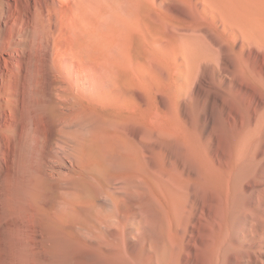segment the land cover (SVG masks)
<instances>
[{
    "label": "bare ground",
    "instance_id": "6f19581e",
    "mask_svg": "<svg viewBox=\"0 0 264 264\" xmlns=\"http://www.w3.org/2000/svg\"><path fill=\"white\" fill-rule=\"evenodd\" d=\"M0 264H264V0H0Z\"/></svg>",
    "mask_w": 264,
    "mask_h": 264
},
{
    "label": "rangeland",
    "instance_id": "374dc122",
    "mask_svg": "<svg viewBox=\"0 0 264 264\" xmlns=\"http://www.w3.org/2000/svg\"><path fill=\"white\" fill-rule=\"evenodd\" d=\"M65 31L66 30L63 29V33L61 35V38L64 37ZM64 41H65V39H62V43H64ZM17 83H18V81L13 80L11 83H8V84H10L11 88H9L8 87L9 85H6L5 83L2 84L1 88L4 87L5 90L9 88L8 91L10 93L12 92L14 94V91L17 89V87H19L17 85ZM40 100H43V98H40ZM41 108L39 109L40 111L39 110L37 111L38 113L34 117V121H35V124L38 127V129L47 130L48 126L51 124V123L49 124V122L53 121V116L55 115L56 111L53 109V104L51 102H49L48 104H46L45 106H43ZM79 176H80V178H82V180H84V179L87 180L88 179L87 177H89V178L94 177L93 174H91L88 170L81 172V174ZM53 182L54 181H51V180L48 181L46 194H48L47 196H49L48 197L49 199L53 198V199L58 200L60 198V194L54 192V189L56 188V186ZM82 200H84V199H82ZM74 209H75L74 215H76L75 219L78 218L81 214H83V212L81 213V207L80 206H74Z\"/></svg>",
    "mask_w": 264,
    "mask_h": 264
}]
</instances>
